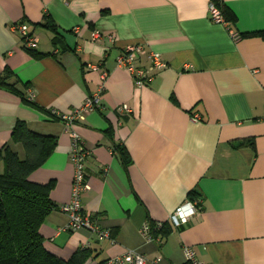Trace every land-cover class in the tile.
<instances>
[{"label": "crops", "instance_id": "obj_1", "mask_svg": "<svg viewBox=\"0 0 264 264\" xmlns=\"http://www.w3.org/2000/svg\"><path fill=\"white\" fill-rule=\"evenodd\" d=\"M212 1L227 6L234 23L212 20ZM15 23L37 38L34 52ZM259 30L264 0H0V74L10 70L16 90L0 87V149L24 158L11 138L17 122L54 138L51 154L28 176L52 181L56 208L39 227L49 252L67 259L90 248L94 258L85 264H97L135 250L146 264L158 255L162 264H184L186 245L205 264H264V37L242 35ZM95 32L102 39L93 40ZM131 44L165 62L148 69L146 57L137 58L150 77L142 86L116 66ZM89 65L107 76L99 108L74 123L88 150L81 204L110 238L66 229L59 209L70 200L73 165L70 135L55 112H70L98 89L99 70ZM122 104L130 112L119 113ZM114 144L127 151V166ZM193 189L195 215L179 227L168 222L161 243L146 239L144 222H167Z\"/></svg>", "mask_w": 264, "mask_h": 264}, {"label": "trees", "instance_id": "obj_2", "mask_svg": "<svg viewBox=\"0 0 264 264\" xmlns=\"http://www.w3.org/2000/svg\"><path fill=\"white\" fill-rule=\"evenodd\" d=\"M214 4L220 9L228 23H234L235 15L217 1ZM46 26L50 27L49 21ZM52 27V26H51ZM264 37V30L244 33ZM34 52L33 48H27ZM36 55V53H33ZM11 71L4 69L0 74V87L16 91L7 81ZM11 138L24 148V158L8 146L0 149V160L3 170L0 172V264H85L94 255L90 248L78 247L72 255L63 259L49 252L43 245L39 227L45 217L56 208L49 196L52 181L41 184L28 179L29 174L40 166L51 154L55 141L51 136L31 130L24 122H17L11 131ZM124 166L130 163V157L119 144H114ZM197 191H189V201L196 200ZM95 217V216H94ZM154 237L161 243L171 232L167 222L149 221ZM182 226V225H181ZM101 260L97 264H105Z\"/></svg>", "mask_w": 264, "mask_h": 264}, {"label": "built area", "instance_id": "obj_3", "mask_svg": "<svg viewBox=\"0 0 264 264\" xmlns=\"http://www.w3.org/2000/svg\"><path fill=\"white\" fill-rule=\"evenodd\" d=\"M209 11L211 19L214 22L228 24L224 19L220 9L212 1L209 4ZM12 28L18 32L23 45L26 48H35L37 46V38L28 32L23 25L15 23ZM233 38H238L235 32H231ZM103 35L100 32H95L92 35L93 40L102 39ZM106 38L113 42L114 35L108 34ZM144 56L149 62L148 69H161L165 67V62L158 53L152 51H146L141 44H131L124 47L120 54L116 58V66L126 69L132 76L136 86H142L147 80L150 79L147 73V67L136 65L135 62L138 57ZM92 69L99 70L100 80L102 81L98 89L87 95L81 106L74 108L70 112L61 113L55 112L56 116L63 121L65 131L70 135V147L69 158L73 165V176L71 180V196L70 200L62 204L59 209L67 214L68 224L66 229L76 230L84 227L94 232H97L100 236L110 238V232L107 229H101L94 218V215L90 212L84 211L81 204L82 194L89 188L86 178V158L88 150L85 148L84 142L81 136L74 129V123L84 118V115L100 106V95L104 89L103 81L107 76V71L101 68L99 65H89ZM116 110L119 113H128L130 108L126 104L117 106ZM192 119L197 121L200 119L198 114H192ZM196 206L192 201H185L179 205L176 210L169 216L168 222L174 227H179L186 223L196 213ZM160 226V222L157 223ZM141 233L148 240H155L159 242L158 237H154L151 231L149 221H145ZM182 255L184 257V264H205L196 259L193 249L190 246L184 245L181 248ZM147 259L142 254L135 250H127L122 254L114 255L106 259L105 264H146ZM154 264H162V257L156 256L153 259Z\"/></svg>", "mask_w": 264, "mask_h": 264}]
</instances>
